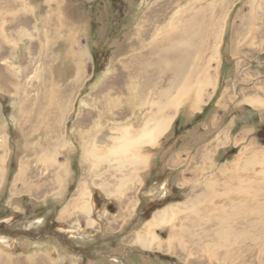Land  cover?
I'll return each mask as SVG.
<instances>
[{
    "label": "rangeland",
    "instance_id": "rangeland-1",
    "mask_svg": "<svg viewBox=\"0 0 264 264\" xmlns=\"http://www.w3.org/2000/svg\"><path fill=\"white\" fill-rule=\"evenodd\" d=\"M191 8L207 33L165 66L189 85L169 128L105 155L120 128L168 114L149 58L183 48L168 34ZM166 206L160 247L139 248ZM0 228L60 233H0V264H264V0H0Z\"/></svg>",
    "mask_w": 264,
    "mask_h": 264
},
{
    "label": "bare ground",
    "instance_id": "bare-ground-1",
    "mask_svg": "<svg viewBox=\"0 0 264 264\" xmlns=\"http://www.w3.org/2000/svg\"><path fill=\"white\" fill-rule=\"evenodd\" d=\"M203 9H204V7H203ZM180 14H182V16L177 17V19L175 21H176V24H177V22H181L182 23V22L185 21L184 26H183V29L181 27L179 28L178 27V24H177V27L173 28V31L174 32L171 30L172 31V34H168V38H169V35H170V39H168V38L167 39L170 42L173 41L172 42L173 44L182 43L183 44L182 45L183 48L179 49V48L176 47L177 48V51L176 50L174 51V49H175L174 48L173 50H168V52H165V50H164V52H162V53H160V51H161L160 49H159V51H156L155 52L154 49L152 48L153 49V52L152 53L155 54V55L152 58H149L150 61L155 60L156 67L155 66H154L155 68L153 67L154 68L153 71L162 72L163 74H166V76H169L171 78L168 81V83H167L168 88H167V90H165L166 91V94L164 95L167 98V101H169L168 110H167V113L168 114H165V115L164 114H156V115L149 116L150 117L149 122H143L140 119L139 122H135V123H138V126H136V128L133 129V130L129 129L128 126H125L124 128H120L119 130H120L121 133L120 134H117V137H112V139H109V141H115V143H113V145L104 152L105 155H116L117 156L118 154L125 153L127 151L128 147H132L134 145H137V144H135L136 141H139L138 144H149V146L154 145V143L157 142V140L159 139V137L163 133H165L167 131V129L169 128V125H170L169 122L171 121V119H173V116H171V112L174 111L176 105L180 103V99H182L184 91H187L188 90L187 88L189 87V85L185 84V83H188L186 80L183 81L184 83H182V84L180 83V81H181V74H178V72H175L176 74H173L170 71L168 73H165V66L171 64V62H172L173 65L176 68L178 66V63H177V61H174V60L177 57H179V56L182 57V58L183 57L186 58L188 61H192L194 58L192 56H190L191 55L190 52H193V49L194 48H196L195 51L197 53L200 52V49H202L203 46H204L203 45L204 44L203 43L204 42L203 36L207 33L206 26H205L206 23L204 24V27H205L204 28V27H202L201 25H198L195 22V18L196 17L202 16L201 15L202 14L201 12L199 13L200 15H195V12H193V10L191 8L190 13L187 12L185 14V16H183V13H180ZM182 19H185V20H182ZM192 22H193V24L196 23V25H197L196 26V31H191ZM200 22H202V19L200 20ZM215 24H216V22H215ZM177 28H179V29H177ZM169 32H170V30H169ZM163 33H167V32H163ZM161 36H163V34ZM162 39H164V38L161 37V40ZM167 39H166V41H167ZM205 41L207 42V40H205ZM160 43H162V42H160ZM205 46H206V44H205ZM208 46H209V44H208ZM155 50H157V49H155ZM202 54H203V52H201V55ZM199 60H202V59L199 58ZM182 61H183V59H182ZM139 62H140V60H139ZM142 64L143 63H139V66H140L139 67V72L140 73L141 72H144V71H142ZM161 67H163L164 70L161 69ZM169 67L170 66H168V68ZM181 67L183 68L182 64H181ZM182 68H180V70ZM162 80H163V78H162ZM135 81H137V80H135ZM161 82H163V81H161ZM152 84H153V82H152ZM157 84H158L157 86L160 87V82H158ZM178 85H180L181 89L177 93H174V90H175V88ZM138 87H139V85H138ZM128 89L130 90V93L131 94L135 93V92L131 91V90H135V87L130 86V87H128ZM126 99H130V95L129 96H126L123 101H125ZM133 100H135V99H133ZM131 102H132V100H131ZM136 114H137V112H136ZM152 114H155V112H153ZM98 155L100 157V155H102V153L101 154H98ZM124 161L128 162L130 164V166L135 164L134 165V168L136 167V164L138 165L139 162H140L136 158H131V160L122 159L119 162H122V164H124L123 163ZM89 197H90V194H88V201L85 202V203H83L78 208L79 211H81V212L82 211L90 212ZM175 210H176L175 209V206L174 207L173 206H166V207H163L160 210H157L156 212H154L153 215L144 223V230H145V232L143 231L144 234L143 233L137 234L136 235L137 237L134 239L133 243L137 244V246L139 248L145 249V250L150 249V248H153V247H157V248L160 247V242H158L157 236H155L154 229H156L157 227L161 226L162 224L168 223L171 220V218L174 217L173 216V214H174L173 212ZM88 223H89V225H92V222H88ZM196 225H198V224H196Z\"/></svg>",
    "mask_w": 264,
    "mask_h": 264
},
{
    "label": "crops",
    "instance_id": "crops-1",
    "mask_svg": "<svg viewBox=\"0 0 264 264\" xmlns=\"http://www.w3.org/2000/svg\"><path fill=\"white\" fill-rule=\"evenodd\" d=\"M86 6V4L84 5ZM91 52L89 51V48H87V50L90 52V54L92 56H94V58H96L97 56H99V53L97 52V47H96V43H94L91 47ZM104 57V56H103ZM66 189H67V185H62L61 186V197L65 196L66 195ZM105 255L106 254H100V255H87L86 256V260H89V261H86L85 263L86 264H100V263H103V264H108V263H104L103 262V259L102 258H105ZM108 257V256H107Z\"/></svg>",
    "mask_w": 264,
    "mask_h": 264
},
{
    "label": "flooded vegetation",
    "instance_id": "flooded-vegetation-1",
    "mask_svg": "<svg viewBox=\"0 0 264 264\" xmlns=\"http://www.w3.org/2000/svg\"><path fill=\"white\" fill-rule=\"evenodd\" d=\"M75 188V185H67V189H66V192L68 193V196H67V199L68 198H70V196H69V193H72L71 192V190H73ZM70 191V192H69ZM106 209H109V207H106ZM90 216V215H89ZM91 217V216H90ZM71 224H73V222L72 223H70V224H67L68 226H70ZM65 229H67V228H65ZM48 234H46V233H44V232H42V233H40V235L38 236V237H30L31 239H38V238H40V237H42V236H55V237H57L58 239H59V237H60V233L59 232H57V231H50V232H47ZM38 234V233H37ZM35 235V234H34ZM29 237V236H28ZM62 238V240L60 241V243H64V245H67V244H69V241H67L66 240V238H64V237H61ZM72 249H73V247H71ZM81 253V252H80ZM84 255H87V254H84ZM88 255H90V254H88Z\"/></svg>",
    "mask_w": 264,
    "mask_h": 264
},
{
    "label": "water",
    "instance_id": "water-1",
    "mask_svg": "<svg viewBox=\"0 0 264 264\" xmlns=\"http://www.w3.org/2000/svg\"><path fill=\"white\" fill-rule=\"evenodd\" d=\"M0 233H5L7 235H20V234H24V235H27L29 237H38L40 235V233L35 234V235H29V234H27V232L23 231L22 229L21 230H15V231H8V230L1 229L0 228Z\"/></svg>",
    "mask_w": 264,
    "mask_h": 264
}]
</instances>
